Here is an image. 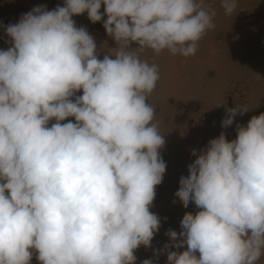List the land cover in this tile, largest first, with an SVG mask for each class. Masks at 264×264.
<instances>
[{
  "label": "clouds",
  "instance_id": "9594fccd",
  "mask_svg": "<svg viewBox=\"0 0 264 264\" xmlns=\"http://www.w3.org/2000/svg\"><path fill=\"white\" fill-rule=\"evenodd\" d=\"M219 6L232 16L238 0ZM85 13L116 45L103 59L73 19ZM216 15L212 0H65L0 25V264H136L160 227L150 207L167 168L148 102L160 69L145 54L195 56ZM249 110L226 108L222 128ZM191 155L175 196L197 211L166 232L167 264H258L264 112Z\"/></svg>",
  "mask_w": 264,
  "mask_h": 264
},
{
  "label": "bare ground",
  "instance_id": "6f19581e",
  "mask_svg": "<svg viewBox=\"0 0 264 264\" xmlns=\"http://www.w3.org/2000/svg\"><path fill=\"white\" fill-rule=\"evenodd\" d=\"M6 1L9 0H0ZM39 1L42 2L32 0L33 3ZM213 1L217 5L216 27L199 42L195 56L184 58L166 51L155 57L151 51L145 54L150 61L154 58L160 69V80L148 102L156 107L160 131L165 139L160 154L167 165L163 181L155 189L156 196L150 211H156L159 200L167 201L165 214L172 221L167 231L171 229L178 234L183 215L186 212L195 214L197 210L192 203L185 208L175 196L181 176L188 175V165L195 159L191 155L192 150L199 152L222 131L229 140L235 139L237 123L246 125L252 116L264 112V0H239L252 5L250 15H245L244 28L228 20L231 16L224 15L219 0ZM237 12L235 15H238ZM87 30L95 39L99 59L116 46L106 34L103 21L92 24ZM238 82L246 96L241 106L250 110L236 116L234 123L225 129L221 121L226 115V108L236 105L233 104L234 97L224 94L225 85L231 83L232 88ZM235 97L238 98V94ZM223 102L224 105L216 107ZM68 120L75 122L72 117ZM161 231L155 233L150 247L141 245L134 251L136 264H142L145 259L152 260L153 264H162L161 260L167 259L163 248L170 238ZM258 264H264V257Z\"/></svg>",
  "mask_w": 264,
  "mask_h": 264
},
{
  "label": "crops",
  "instance_id": "0c3cea01",
  "mask_svg": "<svg viewBox=\"0 0 264 264\" xmlns=\"http://www.w3.org/2000/svg\"><path fill=\"white\" fill-rule=\"evenodd\" d=\"M39 2L33 3L32 0H10L6 2H0V25L6 26L10 23L14 24L18 22L21 14L29 12L33 8V6L35 7L39 5H45L48 10H52L58 5L63 6L65 0H42V2ZM4 6L7 7L5 8ZM73 19L75 20L77 27H85L86 29H88V27L93 24L87 18V13L79 16H74ZM9 40L10 38L6 35L4 28L0 27V49H7L8 47H10L11 45L9 44ZM54 122V120L50 121L49 126ZM30 264H39V262L35 258V254L33 255V259L31 260Z\"/></svg>",
  "mask_w": 264,
  "mask_h": 264
},
{
  "label": "rangeland",
  "instance_id": "374dc122",
  "mask_svg": "<svg viewBox=\"0 0 264 264\" xmlns=\"http://www.w3.org/2000/svg\"><path fill=\"white\" fill-rule=\"evenodd\" d=\"M10 1V0H9ZM212 2H214L213 0H212ZM238 8H239V10H238V8H237V10L238 11H240L239 13H240V15L242 14V13H244V14H242L241 16L242 17H240V15H239V13L237 12V14L238 15H235L236 13H234L228 20H230L231 22L233 21L235 24H237L239 27H242V28H244L243 26H242V24L244 23V21H246V16H249L250 15V13H251V10H250V7L252 6L251 4H244V3H242V2H240L239 0H238ZM241 5H246L245 7H241ZM213 6L215 7V8H217V5L215 4V2L213 3ZM240 6V7H239ZM242 8V9H241ZM244 9V10H243ZM103 10H104V6H102V9H101V12L103 13ZM246 15V16H245ZM235 16V17H234ZM238 16H239V19H238ZM245 16V17H244ZM234 17V18H233ZM237 17V18H236ZM241 20H243V21H241ZM238 22V23H237ZM101 59H103V58H101ZM230 84L231 83H229V84H227V85H225V86H227L224 90H226V91H224V94L225 95H227V96H232V100H233V104H236V105H238V106H241V105H243V101H244V99L243 98H245L246 96H245V91L242 89V87H241V84H240V82H238V83H236V84H234L233 86H232V88H231V86H230ZM243 88H246L245 86L243 87ZM236 89V90H235ZM238 94V98H239V100H238V98H236L235 96ZM231 98V97H230ZM234 99H235V101H234ZM243 100V101H242ZM236 102V103H235ZM236 105H233V107H235ZM239 115V114H238ZM237 115V116H238ZM241 118H244V117H241ZM247 120H248V118H247ZM244 121H245V118H244ZM166 203H167V201H162V200H159L158 201V205H157V209H156V211L155 212H153L154 214H156V215H158L159 217H160V227H159V231H161V234H165L166 232H167V229H168V226H169V224H172V221H171V219L169 218V216L168 215H166L165 214V207H166ZM163 211V212H162ZM197 211V210H196ZM195 211V212H196ZM163 224V225H162ZM161 263L162 264H167V259H165V260H161Z\"/></svg>",
  "mask_w": 264,
  "mask_h": 264
}]
</instances>
